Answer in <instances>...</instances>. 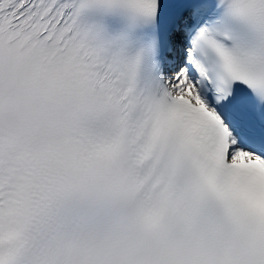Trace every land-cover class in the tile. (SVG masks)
Listing matches in <instances>:
<instances>
[{"label":"snow or ice","instance_id":"6c2138e0","mask_svg":"<svg viewBox=\"0 0 264 264\" xmlns=\"http://www.w3.org/2000/svg\"><path fill=\"white\" fill-rule=\"evenodd\" d=\"M0 264H264V0H0Z\"/></svg>","mask_w":264,"mask_h":264}]
</instances>
